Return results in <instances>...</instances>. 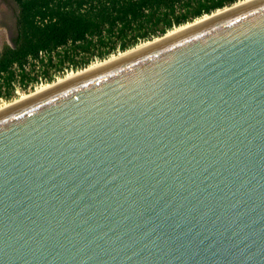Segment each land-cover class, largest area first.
Here are the masks:
<instances>
[{
	"label": "water",
	"instance_id": "95a60500",
	"mask_svg": "<svg viewBox=\"0 0 264 264\" xmlns=\"http://www.w3.org/2000/svg\"><path fill=\"white\" fill-rule=\"evenodd\" d=\"M165 33L0 108V264H264V0Z\"/></svg>",
	"mask_w": 264,
	"mask_h": 264
},
{
	"label": "trees",
	"instance_id": "16d2710c",
	"mask_svg": "<svg viewBox=\"0 0 264 264\" xmlns=\"http://www.w3.org/2000/svg\"><path fill=\"white\" fill-rule=\"evenodd\" d=\"M14 1L16 34L0 49V97L5 100L12 98L15 84L24 89L38 75L50 82L51 71L61 72L65 65L84 68L237 0Z\"/></svg>",
	"mask_w": 264,
	"mask_h": 264
},
{
	"label": "rangeland",
	"instance_id": "374dc122",
	"mask_svg": "<svg viewBox=\"0 0 264 264\" xmlns=\"http://www.w3.org/2000/svg\"><path fill=\"white\" fill-rule=\"evenodd\" d=\"M17 9H18V7H17V4L15 3L14 0H0V16H1L0 18H2L4 20V21H0V49H1L2 44L4 42L11 41L10 40L11 37L13 36V34H15L14 29L13 28L10 29V27H8V26H9V24H12L14 22V20H16ZM3 15H4V18H3ZM5 15H6V17H5ZM157 37H159V36H157ZM142 42H140V43H142ZM140 43H138V44H140ZM118 52H120V51L114 52L112 54H117ZM112 54H110L109 56H111ZM101 60H103V59H101ZM97 61H100V59H93L89 64L97 62ZM65 67H67V66L65 65L64 68ZM26 68H27V66H26ZM72 71H77V70H72ZM69 72L70 71L67 70L66 72L63 71V73L61 74L60 72L58 73V71H51L52 78H51L50 82H53L57 78L62 77ZM43 83H48V82L44 81ZM15 86H17V84H15ZM34 86H35V84H33L32 86H29V87L28 86L24 87V89H17L18 94H17V92H15V88H14L12 98L10 100H5L4 98H2V101H0V104H2L5 101L6 102L12 101L13 99L17 98L21 93H30L31 91L34 90ZM36 86H37V84H36Z\"/></svg>",
	"mask_w": 264,
	"mask_h": 264
},
{
	"label": "bare ground",
	"instance_id": "6f19581e",
	"mask_svg": "<svg viewBox=\"0 0 264 264\" xmlns=\"http://www.w3.org/2000/svg\"><path fill=\"white\" fill-rule=\"evenodd\" d=\"M243 1H246V0H238V1L234 2V4H233V3L230 4L231 6L229 5V6H224V7H222V8H218V9L212 11L211 13H208V14H204V15L199 16V17L193 19L192 21H189V22H186V23H184V24H180V25H178V26H175V27H173V28L167 30V32L165 33V35H167V34H169V33H171V32H174V31H176V30H178V29H180V28H183V27H185V26H187V25H189V24H192V23H194V22H196V21H199V20H201V19H203V18H206V17H208V16H210V15H213V14H215V13H218V12L222 11V10H225V9H227V8H229V7H232V6L236 5V4H239V3L243 2ZM165 35H164V36H165ZM161 37H163V36H161ZM158 38H160V37H154V38L151 39V40L143 41L142 43L137 44V45H134L133 47L128 48V49H126V50L120 51V52H118L117 54H112L111 56H109V57H107V58H105V59H103V60H100V61H97V62L91 63V64L87 65L86 67H84V68H82V69H79V70H77V71L69 72V73L65 74L64 76L57 78V79L54 80L53 82H48V83H43V84H41V85H38V86H36V87L34 88V90L31 91L30 93H21L17 98L14 97L15 99H13V100L10 101V102H6V101L3 102L2 104H0V108L4 107V106H6V105H9V104H11V103H13V102H15V101H17V100H19V99H22V98H24V97H26V96H28V95H30V94H32V93H35V92H37V91H39V90H41V89H43V88H45V87H48V86H50V85H52V84H54V83H56V82H59V81L65 79V78H68V77H70V76H72V75H75V74H77V73H79V72H82V71L87 70V69H89V68H91V67H94V66H96V65H98V64H101V63H103V62H106V61H108V60H110V59H113V58H115V57H117V56H120V55H122V54H124V53H127V52H129V51H131V50H134V49H136V48H138V47H140V46H143V45H145V44H147V43H149V42H151V41H154V40H156V39H158Z\"/></svg>",
	"mask_w": 264,
	"mask_h": 264
},
{
	"label": "built area",
	"instance_id": "2783aa9c",
	"mask_svg": "<svg viewBox=\"0 0 264 264\" xmlns=\"http://www.w3.org/2000/svg\"><path fill=\"white\" fill-rule=\"evenodd\" d=\"M38 57H39V58H44V57H45V52L42 51V50H39V51H38ZM34 62H35V64H36V68H37L39 62H37L36 60H34ZM14 66H15V65H14ZM67 70H69L70 72L72 71L71 68H69V67H68V68L65 67V68H63V70H62L60 73L62 74L63 71L66 72ZM58 73H59V72H58ZM44 81H46L45 78H43L42 76L38 75L36 81H35L34 83H32V84H28V87H29V86H32L33 84H35V86H34V88H35V87H36V84H37V86H38V85H41V84H43ZM17 89H23V88H22L21 86H19L18 84H17V86H15V92H17V94H18ZM0 101H2V97H0Z\"/></svg>",
	"mask_w": 264,
	"mask_h": 264
},
{
	"label": "flooded vegetation",
	"instance_id": "af4514ba",
	"mask_svg": "<svg viewBox=\"0 0 264 264\" xmlns=\"http://www.w3.org/2000/svg\"><path fill=\"white\" fill-rule=\"evenodd\" d=\"M17 13H18V9H17ZM1 17V16H0ZM5 17H6V15H5ZM3 18H4V15H3ZM7 20V19H6ZM0 21H4L2 18H0ZM16 22H17V16H16V20H14V22L12 23V24H9V26L8 27H10V29L11 28H13L14 29V31H15V34H16ZM15 34H13V36L15 35Z\"/></svg>",
	"mask_w": 264,
	"mask_h": 264
}]
</instances>
